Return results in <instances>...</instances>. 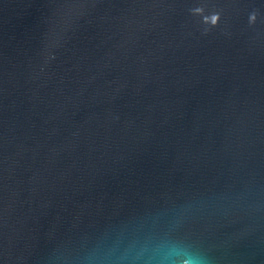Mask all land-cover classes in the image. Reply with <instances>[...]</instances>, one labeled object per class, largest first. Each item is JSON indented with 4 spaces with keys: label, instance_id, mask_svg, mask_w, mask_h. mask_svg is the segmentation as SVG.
I'll use <instances>...</instances> for the list:
<instances>
[{
    "label": "water",
    "instance_id": "1",
    "mask_svg": "<svg viewBox=\"0 0 264 264\" xmlns=\"http://www.w3.org/2000/svg\"><path fill=\"white\" fill-rule=\"evenodd\" d=\"M0 264H264V0H0Z\"/></svg>",
    "mask_w": 264,
    "mask_h": 264
}]
</instances>
